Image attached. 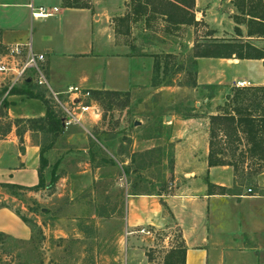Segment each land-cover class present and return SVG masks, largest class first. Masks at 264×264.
Here are the masks:
<instances>
[{
	"label": "crops",
	"instance_id": "1",
	"mask_svg": "<svg viewBox=\"0 0 264 264\" xmlns=\"http://www.w3.org/2000/svg\"><path fill=\"white\" fill-rule=\"evenodd\" d=\"M230 1L193 0L194 20L215 31L212 37L204 38H222L218 31L222 22L227 20L226 4ZM109 2L113 7L109 12L114 13L125 8L123 2L126 5L128 0ZM28 4L29 0H0V45L27 44L33 53L43 54L50 91L62 93L69 87H77L88 92L121 93L137 88L132 87L136 86V71L130 69V62L135 57L127 55L124 47L121 52V47L115 46L113 27L109 25L113 23L109 18L114 15L99 10L97 0H89L86 3L88 9L63 8L62 0H32L33 6H41L50 14L41 19L31 17ZM234 26L239 28L241 36L234 35L233 38L248 39L245 34L242 36L239 25ZM169 35L170 40L163 38L159 46L161 50L169 48L174 54V32ZM196 61L200 66L222 64L223 69L213 66V72H208L211 69L207 66V77H233L238 79L236 81L248 82L250 87L264 84V68L260 60L200 58ZM242 63L256 66L258 75L236 77L224 70L225 66L235 67ZM55 65H60L56 69L61 67L58 73H54ZM200 66L197 74L203 78ZM3 80L0 75V91L3 90ZM0 97L7 102L8 120L12 114V118H25L28 123V120L44 114V106L37 99L21 95ZM212 100L206 101L209 104L204 106L206 113L202 117L174 116L165 118L169 119L168 123H161L168 126L162 129L171 133L172 174L178 180L174 192L164 198L161 194H131L128 189L123 191L117 187L113 182L115 167L125 165L126 160L117 163L113 151L104 148L90 134L89 130L96 124L89 121L91 116L87 120L81 116L79 125L61 129L53 144L43 152L46 161L42 170L44 188L52 173L57 178L52 194L41 203L42 217L35 216L19 198H36L35 193L27 189L37 184L38 154L48 134L34 131L27 125L20 132L12 126L0 133L3 134L0 135V184L24 189L0 187V245H5L11 252H16V245H28L33 239V223L41 229L45 247L50 235L56 233L49 230L52 223L48 219L47 224L45 219L56 216L57 224L54 225L59 227L58 237L62 239L58 247L59 264H148L143 251L137 247L136 237L133 238L132 233L125 236L124 232H132L143 225L158 227L169 222L179 234L178 250L183 251V264H264V169L258 174L262 178L260 185L258 183L261 193L247 194L246 189L236 187L230 167H207L208 117L215 115L219 106ZM87 138L89 141L80 152L86 153V157L97 158L101 148L106 157L97 158L96 164L88 158L80 171L76 165L67 166L72 159L69 149L75 143L83 147V139ZM159 139L161 136L156 135L154 140L148 139L147 142L156 144ZM138 141L137 144L141 145L143 139L138 138ZM146 151L148 148L134 152L141 155ZM55 152L63 156L50 165L47 156ZM60 174L64 176L60 177ZM89 176L91 185H94L90 194L87 184H82ZM205 180L210 184L209 192ZM38 202L37 198L35 203ZM76 215L82 221V227L79 223L72 227V217ZM19 216L30 224L22 222Z\"/></svg>",
	"mask_w": 264,
	"mask_h": 264
},
{
	"label": "rangeland",
	"instance_id": "2",
	"mask_svg": "<svg viewBox=\"0 0 264 264\" xmlns=\"http://www.w3.org/2000/svg\"><path fill=\"white\" fill-rule=\"evenodd\" d=\"M88 1L77 0L79 4ZM97 1L99 10L103 9L106 13L105 10L109 12V10L113 9L109 0ZM118 1L121 3L120 0ZM233 2H235L234 5L232 4ZM256 2L257 0H231L227 3L226 12L228 13V17L224 23L222 22V26L218 31V35L222 38L215 39H236L233 38L234 34L232 31L234 25L233 17L240 24L239 27L242 29L243 36L245 34L244 21L247 17L240 14V9L243 7L245 9L246 7L256 8ZM123 5L125 8H122L120 12H109L111 13L110 15H114L109 18L113 22L112 25L109 23L110 27H114L116 17L132 11L129 0L126 5L123 2ZM164 27H166V24L159 16H141L136 22L128 24V35H115L114 37V44L115 46L121 47L119 48L121 52L124 47L127 55L135 57L131 61L132 63L130 62V69L136 71L134 74L137 76L135 79L136 86L132 87L137 88H132L127 92H121L116 95H101L97 99L89 91V97L84 100L82 99L84 105L94 106L98 113L97 118L90 114L91 111L82 114L83 119L87 120V117L91 116L92 120L89 121L96 122L89 130L90 134L96 137L104 148L113 151L118 161L117 163L126 160L125 165H117L115 167L113 182L116 183L117 187L121 190L123 189V191L128 189V192L131 194H161L163 198L174 192L176 188L175 184L178 180L172 174L173 142L169 140L171 133L169 130H165V128L163 130L162 127L168 126H164V124L162 126L161 123H168L169 119L166 120L165 118L174 116L202 117L206 113L204 106L209 104L206 101L210 99H213V103H219L217 109L222 107L225 105L226 98L233 95L235 88L232 87V83L238 80L233 77H222V75L220 76L221 78L216 75L211 78L207 77L205 75V70L209 69L207 66L211 69L208 72H213L214 64H203L202 66L204 67L202 68L198 61H192V46L194 44H203L205 41H211V38H204L207 36L212 37V32H215L210 30L208 25L197 21V24L193 27L180 26L174 31V54H171L169 48L161 50L159 46V42L164 41L163 38L170 40V35L164 32ZM242 40H248V42L257 48L264 49V39ZM3 52L4 48L1 49L0 53ZM153 62L158 63V71L156 74L152 71ZM56 66L59 67L60 65H55L54 73L61 71V67L56 69ZM199 66L201 71H203L201 73L203 74V78L198 77ZM214 68L223 69V66L218 63ZM224 70L230 74L234 73L236 77L248 78L251 76L255 77L256 74L258 75L256 66L251 64L242 63L235 67L225 66ZM192 82H194L193 87H191ZM249 82H252V79L249 78ZM38 91L42 93L46 104L57 111V108H54L52 101L49 99L47 91ZM60 101L63 102L66 100L60 97ZM7 109V102L1 101L0 97V133L10 130L12 126L17 127V131L20 132L21 129L26 128V125L30 129L38 131L35 127L27 123V119L25 118H12L11 114V118L8 120ZM135 122L137 125L134 124ZM156 135L161 136V139L157 140L156 144L153 141L147 142L148 139L154 140ZM239 137L242 136L239 135ZM138 138L143 139L141 145L137 144L139 142ZM144 139L147 143L144 142ZM217 139L223 140L221 136H218ZM88 141V138L83 139V147L80 143H75L69 149L71 154L69 157L72 159L66 163L67 166L76 165V169L80 171L83 169L85 162H88V158L91 163L96 164L98 163L97 158L106 157L105 153H102L101 148V150L98 149L99 155L97 158L92 155L86 157V153L82 154L80 152L81 148H84ZM53 142L54 138H52L51 134H48L41 143V147L45 150ZM93 144L96 143L93 141ZM243 144V142H237L231 137L230 139L223 140L217 146V149L219 147L224 149L225 152L223 155L225 156V160L234 162L238 166V172H236L235 179H233L236 187L239 186L242 190L249 188L251 193H261L258 183L260 185L262 178L258 174L252 175V168L249 166L250 161L246 160L240 166L241 153H244L246 149ZM139 148L143 150L148 148V151L141 155H135L136 152L134 151ZM62 156L59 155V152H55L54 154H49L47 159L51 165L55 161L60 160ZM121 167L124 171H122ZM241 168L246 170H242ZM59 176H64V174H60ZM82 184H87V191L90 194L91 189L94 188V185H91V176H89V179L82 181ZM103 188L107 189V186H103ZM53 189L54 186L52 189L43 188L34 190L32 192L35 193V199L29 198L26 200L20 197L19 201L35 216H40V207H43L41 203L52 194ZM37 198L39 201L38 204L35 203ZM122 211H124L123 205ZM77 215L72 217L74 220L72 227L76 223H79V225L82 223V221H79ZM48 219L52 223L49 224V230L56 233L50 235L51 239L47 241L45 247L42 245L44 240L41 236V229L31 223L33 239L28 245H16L14 247L16 252H11L5 245H0V264H59L58 258L60 255L58 254V247L62 239L58 237L59 227L54 225V223L57 224L56 216L51 218L47 217L45 219L47 224ZM84 220L87 221L88 218ZM124 227L125 225L123 224ZM140 228H143L149 234L139 236L138 234L132 233L131 235L133 238L134 236L136 237V241L138 242L137 247L143 251L148 264H165L164 262L166 261L172 264L174 259H179V234L171 223L168 222L158 227L143 225ZM140 228H136L132 232H136ZM53 235L55 236L53 237ZM170 253L171 257L167 258Z\"/></svg>",
	"mask_w": 264,
	"mask_h": 264
},
{
	"label": "trees",
	"instance_id": "3",
	"mask_svg": "<svg viewBox=\"0 0 264 264\" xmlns=\"http://www.w3.org/2000/svg\"><path fill=\"white\" fill-rule=\"evenodd\" d=\"M172 1L174 3H171ZM129 2L132 11L116 18L113 27L114 35H128V24L136 22L141 16L147 17L148 15L161 17L166 23L164 32L168 34L176 31L180 26L193 27L197 24L192 13L193 0H129ZM86 3L87 2L79 4L77 0H62L61 5L63 8L88 9ZM234 3L235 2L232 4L234 5ZM256 5V8L246 7L245 9V7H243L240 9V14L247 17L244 21V25L245 37L248 39H264V0H257ZM232 20L235 25H240L238 21H235L234 17ZM232 31L235 36H241V32L237 26H234ZM3 48L4 47L0 45V52ZM192 48L191 57L193 62L200 58L260 60L264 68V49L257 48L255 45L248 42V40L211 39V41H205L203 44H194ZM152 71L154 74L157 73V62H153ZM193 86L194 82H192L191 87ZM3 92L4 90L0 91V96L3 95ZM116 94L118 93L91 91V95H93L95 99L99 98L101 95L107 96ZM12 95H21L25 98L39 100L44 106V114L42 117L28 120V123L42 133L51 134L52 138H55L58 133H60L62 127L53 113L52 108L46 104L42 93L36 90L30 82H24L22 86L14 87L7 92V96ZM216 112L215 115H210L208 117L207 167L228 166L231 168L233 178L235 179L238 166L234 162L232 163L225 160V156L223 155L225 152L224 149L220 147L217 149V146H219L223 140L232 137L233 140L237 142H243V146L246 147L244 153H241L240 166L246 160H249V166L252 168H250L252 175L260 174L264 169V84L262 86L243 89L235 88L233 95L226 98L225 105L219 107ZM239 135L242 137H239ZM218 136H221L223 140H218ZM43 152L44 149L40 148L38 154V167L36 169L37 184L28 188V191L44 188L42 170L46 166V161L43 157ZM242 170L246 169L243 168ZM56 178L57 176L52 173L45 189H52ZM205 184L207 186V192H209L210 184L206 180ZM0 187L9 190H24L19 186L9 184H0ZM19 218L22 222L30 224L24 217L19 216ZM170 257L171 253L168 254L167 258ZM164 263L169 264L167 261ZM172 264H183L182 250H180L179 259H174Z\"/></svg>",
	"mask_w": 264,
	"mask_h": 264
},
{
	"label": "built area",
	"instance_id": "4",
	"mask_svg": "<svg viewBox=\"0 0 264 264\" xmlns=\"http://www.w3.org/2000/svg\"><path fill=\"white\" fill-rule=\"evenodd\" d=\"M27 7L32 18L41 19L50 15L43 7L33 6L32 0H29ZM44 62V55L33 53L27 44L4 47V52L0 53V75L4 79L3 95L7 96L9 90L22 85L24 82H30L38 90L47 91L54 108H57V111H55L51 107L62 129H66L68 126L72 125H79L82 114L88 111L98 116L94 106L84 105L82 103V99L84 100L89 97V92L87 90L69 87L62 93L50 91L47 84ZM232 87L243 89L250 86L249 83L245 81H234ZM60 97L64 98L66 101H60ZM45 98L47 97L45 96ZM245 192L249 194L251 190L246 189ZM131 233L138 234L139 236H146L149 234V232L140 228L136 232H124V235L127 236Z\"/></svg>",
	"mask_w": 264,
	"mask_h": 264
},
{
	"label": "water",
	"instance_id": "5",
	"mask_svg": "<svg viewBox=\"0 0 264 264\" xmlns=\"http://www.w3.org/2000/svg\"><path fill=\"white\" fill-rule=\"evenodd\" d=\"M134 124H135V125H137V123H136V122H135Z\"/></svg>",
	"mask_w": 264,
	"mask_h": 264
}]
</instances>
